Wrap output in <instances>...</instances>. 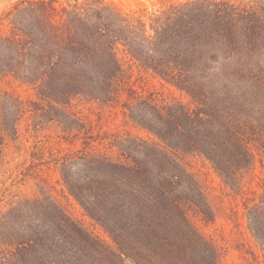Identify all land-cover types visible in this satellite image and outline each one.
<instances>
[{
	"label": "trees",
	"instance_id": "trees-1",
	"mask_svg": "<svg viewBox=\"0 0 264 264\" xmlns=\"http://www.w3.org/2000/svg\"><path fill=\"white\" fill-rule=\"evenodd\" d=\"M124 57L188 103L140 93ZM0 81L24 92L0 91V164L22 129L72 146L31 154L22 181L41 197L0 198V264H219L197 227L214 214L185 156L246 195L257 251L239 248L247 264L264 263V0H165L135 13L103 0H24L0 16ZM81 102L129 130L95 133ZM51 171L109 242L48 194ZM256 171L259 190L245 194Z\"/></svg>",
	"mask_w": 264,
	"mask_h": 264
},
{
	"label": "rangeland",
	"instance_id": "rangeland-1",
	"mask_svg": "<svg viewBox=\"0 0 264 264\" xmlns=\"http://www.w3.org/2000/svg\"><path fill=\"white\" fill-rule=\"evenodd\" d=\"M24 0H0V16L12 10L19 2ZM58 4L74 3L76 0H56ZM79 2L83 0H77ZM113 3L126 13H135L140 9L151 11L161 6L165 0H103ZM171 2H183L186 0H170ZM126 67L132 74V81L136 89L143 94L157 92L159 98L165 101L188 103L184 95L172 87L162 85L157 79L146 74L138 65L130 61L129 57L123 59ZM7 90L14 93L24 94L22 89L7 85L0 81V91ZM76 108L81 115L90 121L95 133L122 132L129 130L123 123L120 115L111 114L102 110L98 105L91 103H77ZM102 118V120H99ZM131 130V129H130ZM135 133L134 130H131ZM80 147V144H77ZM72 146L65 143L58 137L56 131L28 134L22 129L20 138L16 142H9L4 148V159L0 164V198L3 199L2 206L14 197L30 196L41 197L42 194L31 179L22 181L24 169L29 166L33 152H40L45 158L50 153L67 151ZM187 170L197 180L211 210L214 214V221L210 223L197 222L201 233L211 241L221 260L219 264H247V257L240 250L239 245L247 249L256 250L253 239L248 230L245 216L244 200L246 195H236L227 186L212 166L197 156H185L183 159ZM256 171L253 176L247 177L243 192L249 189L259 190L258 176ZM59 177L52 171L48 173V194L56 201L61 209L84 230L93 237L109 242V238L92 220H90L79 204L68 194L63 185L58 182ZM263 261V257H260ZM264 264V263H262Z\"/></svg>",
	"mask_w": 264,
	"mask_h": 264
}]
</instances>
